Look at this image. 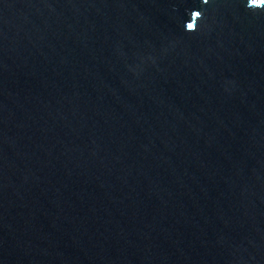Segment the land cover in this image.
<instances>
[{"label": "water", "instance_id": "95a60500", "mask_svg": "<svg viewBox=\"0 0 264 264\" xmlns=\"http://www.w3.org/2000/svg\"><path fill=\"white\" fill-rule=\"evenodd\" d=\"M253 6L0 0V264H264Z\"/></svg>", "mask_w": 264, "mask_h": 264}, {"label": "clouds", "instance_id": "9594fccd", "mask_svg": "<svg viewBox=\"0 0 264 264\" xmlns=\"http://www.w3.org/2000/svg\"><path fill=\"white\" fill-rule=\"evenodd\" d=\"M207 3V0H205ZM248 7L256 8L253 6L252 0H248ZM203 18V13L201 11H193L191 13L190 21L186 23V30L189 32H196L199 30V21Z\"/></svg>", "mask_w": 264, "mask_h": 264}, {"label": "snow or ice", "instance_id": "6c2138e0", "mask_svg": "<svg viewBox=\"0 0 264 264\" xmlns=\"http://www.w3.org/2000/svg\"><path fill=\"white\" fill-rule=\"evenodd\" d=\"M253 3H257V0H252ZM259 2L264 3V0H259Z\"/></svg>", "mask_w": 264, "mask_h": 264}]
</instances>
